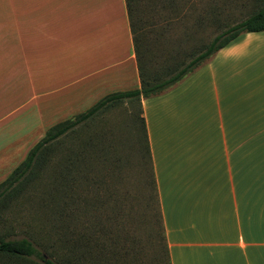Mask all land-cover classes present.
<instances>
[{
  "label": "crops",
  "instance_id": "1",
  "mask_svg": "<svg viewBox=\"0 0 264 264\" xmlns=\"http://www.w3.org/2000/svg\"><path fill=\"white\" fill-rule=\"evenodd\" d=\"M66 77L83 78L86 98L129 77L139 87L125 0H0V173L28 134V100L11 104L2 86L24 78L52 109ZM141 105L166 264H264V31ZM14 208L0 210V232Z\"/></svg>",
  "mask_w": 264,
  "mask_h": 264
},
{
  "label": "rangeland",
  "instance_id": "2",
  "mask_svg": "<svg viewBox=\"0 0 264 264\" xmlns=\"http://www.w3.org/2000/svg\"><path fill=\"white\" fill-rule=\"evenodd\" d=\"M250 3L220 0L222 10L217 15L207 0L204 6L193 7L188 3L171 12L158 9L142 13L140 25L147 31L145 43L143 40L147 67L150 64L161 69L162 65L171 64L176 54L186 62L191 49L209 42L223 27L248 15ZM8 80L2 87L6 88L10 103L18 105L28 100V134L18 137L15 154L2 170H13L57 122L87 110L108 93L138 87L129 77L127 84L115 82L112 90L101 93L99 99V96L86 98L74 92L81 85L85 87L83 78L66 77L63 106L47 109L42 94L30 88L29 83L25 91L24 78ZM138 81L140 85L139 76ZM45 155L35 177L29 183L26 181L18 193L12 209L15 211L12 236L8 238H29L35 245L40 244L37 246L40 252L57 264H166V244L141 99H125L109 107L62 137ZM9 173L1 172L0 177ZM67 232L91 235L85 237L90 243L88 249L95 253L96 246H100L103 252L80 257L85 247L78 250L63 242L62 247L57 246V241L64 239L61 234ZM73 249L78 256L66 261Z\"/></svg>",
  "mask_w": 264,
  "mask_h": 264
},
{
  "label": "trees",
  "instance_id": "3",
  "mask_svg": "<svg viewBox=\"0 0 264 264\" xmlns=\"http://www.w3.org/2000/svg\"><path fill=\"white\" fill-rule=\"evenodd\" d=\"M219 1L207 0V3H211V6L209 7L214 8L215 12L213 13L216 15L220 14L222 10V6H219ZM249 1L251 3L248 6V12H250L248 15L232 22V24L226 27H221V31L214 35L209 42L200 47H196L195 49H191L188 54L189 58L186 62H184V58L180 59L179 55L176 54V58H174L173 61H170L171 64L162 65L161 69H157L150 64L147 67L146 59L144 60V57L147 54L146 50H144L147 31L140 25L141 21L144 19V15L142 13L154 12L158 9L168 10L171 12L178 6L182 7L188 3L193 7L204 6L203 4L205 3V0H125L127 17L132 35L133 49L136 57L138 76L140 78L139 87L108 93L101 97L87 110L51 126L45 135L28 150L21 162L17 164V166L2 180V182H0V210L3 211L4 209H7L10 204L12 205L15 203L18 193L23 190L25 182L28 181L29 183L35 177L37 172L36 170H38L44 163L46 159L45 153L53 148V145L56 144L62 137H66L70 133L74 132L80 125L86 124L89 120L98 116L109 107L125 99L140 100L141 98H148L150 96L160 94L178 83L193 70L200 67L216 51L226 46L241 34L264 31V0ZM243 5L244 3L242 6ZM169 21L171 20L169 19L168 22ZM214 21L221 23L217 18H215ZM145 139L150 157L146 130ZM150 165L152 170L151 157ZM152 176L154 187L156 189L153 170ZM1 221L5 226H8L7 224L9 221L7 218L1 217ZM10 226H12L11 223ZM67 233L61 234L64 236V239L57 241V246L62 247L63 243H65V245L71 244L72 248H77L78 250L81 249V247H85L86 249H82L80 251V257H84L86 253H92V255L96 254L98 256L99 253L103 252L102 247L100 246H96L95 253L94 251L88 249L90 247V243L86 241L85 237H92L91 235L87 233H81L79 235L75 232ZM9 235L12 236V234L8 232L0 235V264H57V262L49 256L46 258L40 252L37 248L40 244L35 245L34 242L27 237L10 239L8 238ZM76 236H79L80 239H84L80 241H73L70 239ZM74 249L70 256L66 258V261H71V258L78 256V254L74 252ZM58 258L60 259L61 256H58Z\"/></svg>",
  "mask_w": 264,
  "mask_h": 264
}]
</instances>
